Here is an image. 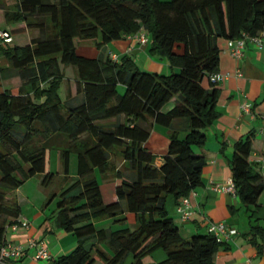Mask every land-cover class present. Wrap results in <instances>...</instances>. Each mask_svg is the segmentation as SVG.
<instances>
[{"label":"trees","instance_id":"16d2710c","mask_svg":"<svg viewBox=\"0 0 264 264\" xmlns=\"http://www.w3.org/2000/svg\"><path fill=\"white\" fill-rule=\"evenodd\" d=\"M0 18V29L11 37L10 44L0 45V82L20 81L0 92V249L8 226L17 225L21 215L11 194L36 175L48 186L56 149L65 178L71 154L77 166L75 182L59 193L50 218L77 245L46 264H122L129 256L131 264H146L157 250L164 253L157 264H213L223 243L209 233L184 239L165 199L178 205L202 185L206 161L193 148L204 145V130L219 116L217 92L209 83L219 65L216 40L264 33V0H16L12 7L0 0ZM32 28L40 36L28 41ZM139 32L151 37L149 54L177 72H146L126 55L100 62L77 53L82 43L100 48ZM62 67L75 71L68 83L82 95L77 104L61 100ZM121 115L124 124L101 125ZM176 121L185 125L183 139ZM153 125L168 130L160 166L145 147ZM253 139L250 132L236 141L229 160L235 194L247 210L263 192L249 159ZM110 155L123 161L121 168ZM96 173L105 180L111 176L114 202H103ZM75 187L79 192L70 193ZM127 215L134 228L95 226L101 219L124 225ZM254 222L243 237L264 261V229Z\"/></svg>","mask_w":264,"mask_h":264},{"label":"crops","instance_id":"0c3cea01","mask_svg":"<svg viewBox=\"0 0 264 264\" xmlns=\"http://www.w3.org/2000/svg\"><path fill=\"white\" fill-rule=\"evenodd\" d=\"M39 36L40 32L38 29L27 30L28 41L37 39ZM148 43L142 46L135 39L126 37L123 40L114 41L100 47L97 57L78 55L98 59L100 62L111 59L112 55H115L118 58L117 61H119L122 56L126 55L132 58L143 71L148 72V69H154V73L160 71L157 74L165 73V71L177 72L176 68L171 69L168 65L160 66L149 59L144 60L139 65L137 57L138 55L147 54ZM0 45H2L1 42ZM216 45L219 49V65L216 73L227 75V78L223 82L214 85L217 92L216 110L219 114L218 119L204 130V145L200 148H193L194 152L204 156L206 161L201 173L202 185L191 191L188 196L191 215L187 221L181 220L180 215L176 211L177 204L170 196L166 197L164 206L167 214L172 218L184 239H189L195 234L207 233L209 223L224 222L237 231L231 237H222L221 243H223V246L214 255L213 264H264L263 259L257 255L255 248L243 237L249 226L256 224L254 220H257L258 225L264 229V43L258 45L246 39L243 55L238 60L231 56L227 40L217 39ZM62 69L64 80L60 86V90L63 89V92L60 93L61 100L67 104H77L82 100V95L76 94L74 83H68L69 79L75 77V71H73L71 76L66 77L68 67H62ZM19 85L20 81L17 77L1 81L0 92ZM203 85L206 89H209L205 81ZM119 92H123L122 87L119 88ZM243 104L250 105L248 112L242 110ZM124 123L125 118L121 115L115 119L102 122L101 125L111 128ZM174 125L176 129H179L178 138L183 139L187 133L185 125L180 121L174 122ZM250 132L254 133V139L249 159L255 170L262 177L263 192L258 198L256 206H252L250 210H247L243 207L236 194L218 192L215 191V187H224L231 181L229 160L233 153V145ZM58 141H61V139H58ZM167 146L168 130L164 127L153 125L145 147L156 156L157 166L162 164V157L167 152ZM111 158L115 162L116 168L122 167V160L115 155H112ZM76 160L75 155V170L77 166ZM70 170L71 156L69 158ZM126 176H131V173L127 171ZM108 180L110 189L106 194L107 196L102 190L103 182L99 183L102 200L105 204L115 201V185L111 176H109ZM17 193L18 190L15 192V197L21 207V201H27V199H19ZM126 218L131 220V223L128 224L126 220L127 224L121 225L122 228H134L135 221L133 216L127 215ZM48 219L51 220L48 221ZM95 226L98 229H121L117 228L121 226L113 224L111 219L97 220L95 221ZM30 240H43L51 258L66 255L77 245L75 237L57 228L54 220L46 217L44 211L33 210L26 218L21 209V215L17 219L16 231L9 229L5 236V242L19 244L25 249L21 259L14 261V264H46L34 260V249L29 247ZM152 258L146 264H154L156 261H161L164 258L163 251L157 250ZM122 264H131V258H125Z\"/></svg>","mask_w":264,"mask_h":264},{"label":"rangeland","instance_id":"374dc122","mask_svg":"<svg viewBox=\"0 0 264 264\" xmlns=\"http://www.w3.org/2000/svg\"><path fill=\"white\" fill-rule=\"evenodd\" d=\"M162 1H166V0H162ZM4 4L8 7H12L16 0H3ZM0 26L1 25V18H0ZM1 28V27H0ZM147 38L149 39V43L151 42V37L149 36L148 33H145ZM148 43V44H149ZM77 52L78 54H81L83 56H89V57H97L98 52H100V48L96 47L94 43L92 42H85L82 43L78 46L77 48ZM149 59L150 61H154L155 63H157L160 66L163 65H168L167 61L163 58H160L158 56H152L149 54V52H147V54L144 55H138L137 57V62L138 64H142V62L145 60ZM169 66V65H168ZM141 68V67H140ZM150 73H154V69H148ZM73 68L72 67H68V70L66 71V77L67 76H71L73 74ZM178 71V70H177ZM172 71H165V73H161L164 75H168L171 74ZM157 73H160V71H158ZM63 92V89L60 90V93ZM71 170L68 171V177L65 178L64 173H63V169L60 163V158H59V151H56L55 149H53L51 151V164H50V171L54 174V178L52 180V182L48 185V186H42L41 183V179L42 177L36 176V177H32L29 180H26L25 182H23L20 186V188L18 189V198H23V199H27V201H21V209L22 212L24 213V216H26V218H28V215L31 214V211L33 212V210H42L44 211V213L46 214V217H50L52 214V211L55 208V204L56 201L58 199V195L59 193L66 187H68L70 184L74 183L75 180H73V178L76 176V170H75V155L71 154ZM127 171H129L131 173V175H133L132 171L130 170H126L124 171L125 175H127ZM96 178L98 180V182H103V192L105 194V196H107V192L110 189L109 188V180L107 181V179H103L102 176L99 173H96ZM78 187L73 188L70 193L74 194L79 192ZM15 193H13L12 195H14ZM53 194H55V196H52ZM51 219H48V221H50ZM128 224L131 223V220L127 219ZM126 222V224H127ZM121 226V225H120ZM123 226V225H122ZM121 227H117V228H122ZM127 226V225H126ZM8 232V230H7ZM89 245V243L87 244V246ZM49 251V250H48ZM71 252V251H70ZM68 254V253H67ZM130 257V256H129ZM42 263H45L43 261H41ZM158 261L154 262V264H157ZM94 264H101L99 262V260H96V263Z\"/></svg>","mask_w":264,"mask_h":264},{"label":"built area","instance_id":"2783aa9c","mask_svg":"<svg viewBox=\"0 0 264 264\" xmlns=\"http://www.w3.org/2000/svg\"><path fill=\"white\" fill-rule=\"evenodd\" d=\"M128 38L135 39L139 45H147L149 39L147 38L146 34L143 32H139L133 36H128ZM249 39L250 41L261 45L264 43V33H261L255 37H248L247 35H243L241 39L238 40H229L228 47L229 52L232 57L236 60L240 59L243 55V49L245 45V40ZM0 42L2 44H10L11 37L9 33L5 30L0 29ZM111 59L113 61H117V57L112 55ZM227 78V75L220 74V73H213L209 76V83L211 85H217L223 82ZM242 110L244 112H248L250 110L249 104H243ZM264 130V129H263ZM215 191L224 192V193H231L235 194V189L233 187L232 181H229L226 186L224 187H215ZM177 213L180 215L182 221H187L190 218V205L188 198H183L180 200L179 204L176 207ZM17 225L13 224L8 226L7 230L16 231ZM207 233L213 235L218 242H222V237L228 238L237 233V231L233 228H230L224 222L218 223H209L207 226ZM29 247L34 249L33 258L36 261H43L47 263L51 259V255L48 251L46 243L43 240H30ZM25 252V249L19 244H13L11 242H5V244L0 249V264H10L7 261H17L21 259Z\"/></svg>","mask_w":264,"mask_h":264}]
</instances>
